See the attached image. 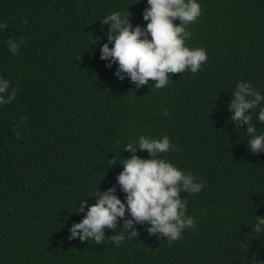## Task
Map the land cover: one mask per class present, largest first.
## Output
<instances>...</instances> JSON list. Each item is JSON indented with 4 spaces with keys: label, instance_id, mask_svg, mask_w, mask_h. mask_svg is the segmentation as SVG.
Returning a JSON list of instances; mask_svg holds the SVG:
<instances>
[{
    "label": "trees",
    "instance_id": "1",
    "mask_svg": "<svg viewBox=\"0 0 264 264\" xmlns=\"http://www.w3.org/2000/svg\"><path fill=\"white\" fill-rule=\"evenodd\" d=\"M198 2L185 44L205 49L207 62L156 89L117 79V65L100 60L103 18L128 11L144 28L147 0H0V76L18 89L0 106V264H264V234L252 228L264 217V154L248 151L246 133L264 124L256 109L240 128L228 110L239 82L264 95V0ZM9 39L24 41L16 55ZM141 135L168 136L177 150L160 158L206 184L180 193L195 228L169 242L134 223L137 237L117 246L109 238L132 219L126 212L102 244L69 239L80 201L111 187L123 201L119 160Z\"/></svg>",
    "mask_w": 264,
    "mask_h": 264
},
{
    "label": "clouds",
    "instance_id": "2",
    "mask_svg": "<svg viewBox=\"0 0 264 264\" xmlns=\"http://www.w3.org/2000/svg\"><path fill=\"white\" fill-rule=\"evenodd\" d=\"M147 5L142 13L143 20L147 22L144 28L133 27L128 11L126 15L115 11L103 18L102 25L108 27V43L100 46V60L107 62V68L117 65L114 76L121 81L127 78L137 88L155 81L151 86L161 89L169 85V74L186 71L195 74L207 62L205 49H189L185 44L192 35L187 27L196 23L201 16V5L198 0H147ZM176 20L180 21L178 26L174 25ZM6 27V23H0V31ZM23 43V39H9L8 51L16 55ZM93 43L101 45V40ZM17 91V88L11 87L8 79L0 76V106L10 104ZM256 109H259L256 112L257 121L264 124V95L250 83H237L228 105V110L233 113L231 121L240 128L249 125ZM164 114L167 115L166 109ZM246 133L249 137L248 151L264 154V133H258L253 126H249ZM175 150L166 135L160 139L141 135L128 142L123 151L132 155L119 160L123 170L116 177L119 189L124 194L123 201L116 195L115 187L103 193L98 190L93 196L96 197L94 204L88 205L87 199L80 201L78 214L83 213V219L72 224L69 239L102 244L106 231L115 233L118 219H123L126 212L132 219L125 221L123 232L109 238L117 246L126 239L137 237L134 223H147L150 225L147 229L150 235H157L169 242L179 240L186 229L195 228L196 220L186 214L187 201L180 198V193L198 194L206 188V184L197 182L191 172L181 171L171 162L160 158L161 154ZM137 151L147 152L150 158L138 157ZM109 162L115 166L117 159ZM252 228L253 233L259 236L264 234V217H256Z\"/></svg>",
    "mask_w": 264,
    "mask_h": 264
}]
</instances>
